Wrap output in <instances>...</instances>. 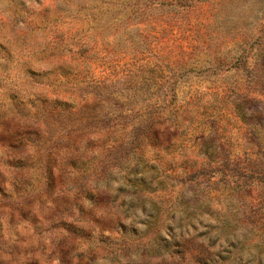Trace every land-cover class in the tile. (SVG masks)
<instances>
[{"label":"rangeland","instance_id":"374dc122","mask_svg":"<svg viewBox=\"0 0 264 264\" xmlns=\"http://www.w3.org/2000/svg\"><path fill=\"white\" fill-rule=\"evenodd\" d=\"M0 264H264V0H0Z\"/></svg>","mask_w":264,"mask_h":264}]
</instances>
